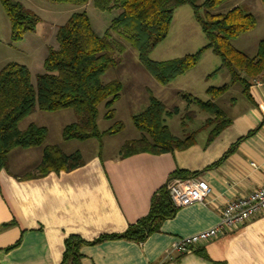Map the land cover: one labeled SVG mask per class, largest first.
Instances as JSON below:
<instances>
[{
  "label": "crops",
  "instance_id": "obj_1",
  "mask_svg": "<svg viewBox=\"0 0 264 264\" xmlns=\"http://www.w3.org/2000/svg\"><path fill=\"white\" fill-rule=\"evenodd\" d=\"M242 8L256 17L257 24L254 30L234 40L233 45L253 58L264 39V8L261 0H248ZM10 34L11 27L7 39ZM183 55L187 54L164 61ZM215 56L207 50L197 66L170 84L162 86L150 79V85L145 87L166 107L173 105L172 99L183 92L207 102L209 88L231 81L227 69L216 72L221 60ZM195 70L203 73L199 77L203 96L194 88L197 83L191 74L200 72ZM212 82L214 85L208 87ZM236 85L215 100L231 123L211 142L208 138L212 128H208L209 134L199 138V132L195 143L186 150L160 155L139 153L125 158H120L119 153H93L83 157L85 165L76 170L29 179L26 177L42 162L45 146L57 145L68 155L81 152H68L65 142L77 140L66 141L62 136L63 129L75 118L61 124V140L56 142L49 141L47 126L35 124L48 130L44 145L13 149L8 169L0 171V264H61L65 240L71 236L92 243L101 236L123 234L148 215L153 198L178 170L186 172L187 178L210 185L213 194L208 203L178 209L142 243L119 238L83 246L81 264H264V215L232 234L199 244L189 253L167 255L178 239L215 227L219 212L228 201L264 186V80L251 84L252 100ZM231 93L235 95L228 97ZM240 93L245 99L238 102ZM66 112L69 110L47 113L62 118L60 114ZM27 119L21 122V130L26 129L22 124Z\"/></svg>",
  "mask_w": 264,
  "mask_h": 264
},
{
  "label": "trees",
  "instance_id": "obj_2",
  "mask_svg": "<svg viewBox=\"0 0 264 264\" xmlns=\"http://www.w3.org/2000/svg\"><path fill=\"white\" fill-rule=\"evenodd\" d=\"M10 21L12 42L23 40L28 32L35 31L40 18L22 3L0 0ZM53 4L84 6L89 0H45ZM229 0H93L95 8L103 12H117L103 35L95 32L86 12L73 14L60 26L55 38L57 48H49L44 60V72L37 76L36 86L28 67L11 62L0 70V171L8 169V157L15 148L31 149L44 145L48 130L31 124L25 130L20 124L37 110L59 112L72 110L77 121L63 129L66 141L97 140L102 143L107 136L120 133L124 125L117 122L102 132L98 128L99 107L104 105L105 119L115 117V104L120 100L123 84L114 80L104 83L107 71L120 63L112 42L116 34L129 43L138 53V60L157 83L166 86L177 77L193 69L201 56L211 50L221 60L216 71L227 69L231 81L219 88H209L210 100L203 102L185 95L184 98L208 114L202 129L212 128L208 142H211L230 123L215 100L232 86L239 84L249 100L250 86L264 80V39L260 41L255 57L251 58L237 50L233 42L240 36L255 29L256 17L242 7H235L224 14H214ZM264 8V0H261ZM190 6L194 19L199 24L207 44L193 54L168 61H154L151 54L169 35L176 9ZM124 50L119 46V51ZM147 107L132 116L134 127L145 134L140 139L126 141L119 152L120 158L139 153L160 155L190 148L199 131L186 133L187 119L193 114L186 113L181 121L185 134L176 136L170 130L167 120L180 114V109H168L150 91ZM81 152L65 154L57 145L45 146L43 159L34 173L26 178L34 179L51 172H71L85 165ZM171 178H187L184 171H176ZM176 209L169 197L167 187L159 191L152 200L148 215L136 224L130 225L121 235H105L92 243L80 237L71 236L65 240V251L61 264H81L83 246L110 239H127L144 242L157 232L164 220L172 218Z\"/></svg>",
  "mask_w": 264,
  "mask_h": 264
},
{
  "label": "rangeland",
  "instance_id": "obj_3",
  "mask_svg": "<svg viewBox=\"0 0 264 264\" xmlns=\"http://www.w3.org/2000/svg\"><path fill=\"white\" fill-rule=\"evenodd\" d=\"M21 2L27 9L37 14L40 18L35 31L25 34L23 40L12 42L7 39L10 33V21L4 11L0 1V70L8 63L15 62L29 68L32 74V82L36 86V78L44 72L43 64L48 55L49 48H57L56 32L58 28L64 25L67 20L75 13L86 12L90 18L95 32L103 35L109 28L112 19L117 15V12H103L95 8L93 0H89L84 6L73 4H53L45 0H13ZM203 1V0H201ZM248 0H229L225 2L214 14H224L235 8L234 6H243ZM252 1V0H251ZM259 1V0H258ZM112 42L117 53L116 58H120V63L107 71L102 80L104 83H109L114 80L120 81L124 89L121 93V99L115 104V117L113 119H105L104 115L107 112L104 105L99 107L98 128L104 132L114 126L117 122H122L123 130L113 136H107L102 143L97 140L88 141H73L65 142V149L68 152L71 150H80L83 157H88L93 153H100L103 156H111L118 154L121 147L126 141L141 138L145 134L139 132L133 125L132 116L142 112L148 105L149 90L146 85H150V79L153 77L147 72L138 60V53L125 40L118 35H112ZM206 44V39L201 31L200 26L194 20L192 8L188 5L176 9L169 35L165 41L159 44L151 54V59L154 61H164L166 58L175 57L180 54H191L197 52ZM119 46H123L124 50L119 51ZM184 56V55H183ZM216 57V56H215ZM219 59V58H217ZM211 68V67H208ZM205 72L211 69H204ZM213 70V69H212ZM200 71V70H195ZM210 73V74H212ZM203 73L194 72L192 77L197 83L195 91L201 93L203 84L200 81V76ZM212 76L211 78H213ZM198 79V80H196ZM219 77L215 80L218 84ZM214 83H208V87ZM177 89V86H173ZM236 89L242 90L241 85L237 84ZM147 90V91H146ZM147 93V94H146ZM158 93V90H157ZM188 95L183 92L172 99L173 105H167L168 109L178 106L180 114L173 116L167 120L170 130L174 134H179V137L185 134L181 127L183 116L188 113L193 114V120L187 119L186 133L199 131L203 126L204 121L208 118V114L202 112L197 106H191L184 96ZM234 93L228 97L234 96ZM238 102L244 101L245 97L242 93L238 95ZM223 103H221L222 105ZM223 106V105H222ZM23 124V128L31 122L47 126L50 130V142L61 140L60 126L65 122H72L77 117L72 110L67 114H60L62 118H54L55 114H49L37 110ZM31 125V124H30ZM25 130V129H23ZM209 134L206 129L200 130L199 138H203ZM177 136V135H176Z\"/></svg>",
  "mask_w": 264,
  "mask_h": 264
},
{
  "label": "built area",
  "instance_id": "obj_4",
  "mask_svg": "<svg viewBox=\"0 0 264 264\" xmlns=\"http://www.w3.org/2000/svg\"><path fill=\"white\" fill-rule=\"evenodd\" d=\"M170 200L176 209L195 203H208L213 190L203 180L192 178H171L166 185ZM264 215V186L252 193L228 201L219 212V223L206 231L178 239L167 252L185 254L199 244L219 236L232 234L251 220Z\"/></svg>",
  "mask_w": 264,
  "mask_h": 264
}]
</instances>
